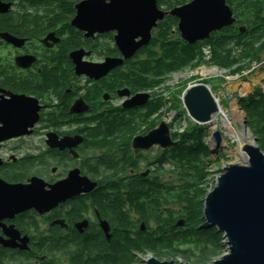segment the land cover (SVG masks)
I'll return each mask as SVG.
<instances>
[{
	"label": "flooded vegetation",
	"instance_id": "1",
	"mask_svg": "<svg viewBox=\"0 0 264 264\" xmlns=\"http://www.w3.org/2000/svg\"><path fill=\"white\" fill-rule=\"evenodd\" d=\"M88 1L92 0H0V106L21 97L28 103L22 110L29 116L36 110L37 115L33 126L25 129L26 134L0 142V180L28 184L33 178L39 179L47 200L42 214L29 210L0 220V248L9 252L3 257L8 264L52 262L53 256L50 260L24 257L31 247L61 248L83 239L92 243L99 237L111 243L116 191L125 195L129 183L175 180L167 158L173 148L132 147L134 138L156 129L155 115L146 125L131 126L121 134L117 131L104 141L100 140L104 134L96 139L92 132L100 120L137 117L149 107L155 110L159 93L157 89L144 92L128 88V80L113 77L118 70H126L127 62L136 54L97 79L76 73L77 64L93 67L122 58L114 41L115 32L90 35L73 25L77 7ZM159 1V11L174 9L159 5ZM226 3L231 9L239 0ZM231 11L236 21L227 28L244 33L245 25ZM167 17L177 20L165 16L152 30V38ZM138 94L148 95L147 102L126 107ZM170 136L176 142L171 129ZM84 179L87 185L81 184ZM89 185L93 187L87 191ZM128 207L124 210L131 216L129 229L134 232L142 222H137L133 213L128 214ZM22 239H27V250L1 244L13 241L20 246Z\"/></svg>",
	"mask_w": 264,
	"mask_h": 264
},
{
	"label": "trees",
	"instance_id": "2",
	"mask_svg": "<svg viewBox=\"0 0 264 264\" xmlns=\"http://www.w3.org/2000/svg\"><path fill=\"white\" fill-rule=\"evenodd\" d=\"M187 2L189 0H160L159 5L171 9ZM231 9L245 25L244 33L227 28L203 42L188 45L180 38L177 20L167 17L159 23L150 44L127 62L126 70H118L113 77L120 81L128 80L125 85L128 88L147 92L150 89L159 90L174 74L201 66L215 67L242 77L244 72L250 70L251 64L260 62L264 76V59L261 57L264 54V0H239ZM113 53H116L115 50ZM239 99L248 132L264 152L263 90L256 87ZM157 101L154 103L155 110L149 107L137 117L100 120L92 131L95 138L100 139L102 133L105 137L100 140L104 141L117 131L121 134L131 126L146 125L153 115L155 119H161L167 101L161 93ZM180 113L186 117L185 110ZM203 136L204 126L193 121H188L181 133H173L177 146L167 156L173 165V182L150 180L129 183L127 194L115 192L112 199L114 234L111 243L99 237L98 241L92 243L83 239L73 246L61 248L37 246L31 247L24 257L49 259L53 256L49 259L52 261L50 264H142L137 255L144 253L157 259H180L182 263L191 261L194 264H208L219 257L223 251L221 235L214 228L206 226L202 214L203 199L211 175L209 167L213 164L209 159V149L202 141ZM126 205L129 206L128 214L133 213L137 222H142L144 231H141V225L134 232L130 231L131 216L124 210ZM178 222L183 225L176 226ZM8 253L0 248V264H8L3 262L4 255Z\"/></svg>",
	"mask_w": 264,
	"mask_h": 264
},
{
	"label": "water",
	"instance_id": "3",
	"mask_svg": "<svg viewBox=\"0 0 264 264\" xmlns=\"http://www.w3.org/2000/svg\"><path fill=\"white\" fill-rule=\"evenodd\" d=\"M109 1L106 4L92 0L79 5L73 25L87 30L90 35L115 32L114 41L122 58L108 59L93 67L77 64V74L97 79L121 66L149 44L152 30L167 15L178 20L177 31L188 45L203 42L236 21L226 0H190L167 13L157 9V0ZM147 100L148 95L138 94L128 101L126 107L143 105ZM9 102L8 106H0V123L3 125L0 142L26 134L25 129L37 121L36 110L32 116L22 110L28 104L26 99L13 97ZM182 103L188 117L201 126L208 124L217 111L216 99L204 84L187 87L182 94ZM212 137L219 145L220 134L215 132ZM155 145L161 149L177 146L165 122L145 136L134 138L132 143L136 150H148ZM242 150L248 155V164L228 165L222 169L212 191L203 199V220L206 226L221 235V246L225 247V254L208 264H264V154L256 144L246 145ZM81 184L87 185L88 181L84 179ZM92 187L89 185L87 191ZM46 202L39 179L33 178L28 184H8L0 180V220L11 219L29 210L42 214ZM182 225L178 222L176 226ZM141 231H144L143 225ZM19 241L23 243L20 246L13 241H2L1 244L4 248L27 250V239ZM142 264L175 263L172 260L160 261L151 255Z\"/></svg>",
	"mask_w": 264,
	"mask_h": 264
},
{
	"label": "rangeland",
	"instance_id": "4",
	"mask_svg": "<svg viewBox=\"0 0 264 264\" xmlns=\"http://www.w3.org/2000/svg\"><path fill=\"white\" fill-rule=\"evenodd\" d=\"M261 57L262 59H264V54H262ZM261 68L262 65L260 62L258 64L253 63L250 65V70L248 72H244V74H242V77L232 75L226 70H219L215 67L209 66H201L200 68H197L195 70H187L170 76L164 83L163 87L158 90V93H161L163 95L164 99L167 101V104L162 111L164 113L162 118L159 120L156 119L155 128H157L161 122H165L168 124V126L170 125L169 130L171 129V132L173 133H181L184 130V128L187 126L188 121H192V119L188 117L187 113L185 118L182 116V113H180L182 112V110H185L182 103V94L187 87L195 84L205 83L204 85H207L210 88L215 99L219 101L221 108L230 118V105L232 102H238L239 106V98L245 97L256 87H261L264 93V85L262 84L264 76L261 72ZM241 112L243 113V111ZM178 113H180V115H177ZM219 119H217L215 122L217 130L211 129V123L202 125L204 126V136L202 138V141L208 147L210 152L209 159L213 162V164L209 167L211 175L209 176L207 188L208 190L206 194L212 191L213 187L216 184V179L221 174L222 169L226 168L228 165H245L244 163L239 162L235 155L232 154V152L236 148V142L234 138L226 134L227 131L224 128L223 121L222 119L218 121ZM244 119L243 123H245ZM233 128L234 130H237H235L236 132L241 131L240 126L236 123L233 124ZM215 132H218L220 134L221 140L219 145H216L215 143L216 148L212 149L210 140L212 139L214 141L212 136ZM250 138L254 142V139L251 135ZM262 153L264 154V152ZM211 179L213 180L212 182ZM222 250L223 251L220 256L225 254L224 246H222ZM149 256H151V254L144 253L141 255H137V258L140 262H143ZM158 260H172L174 263L175 261L177 262L175 264H182V260L180 259L173 260L168 258H159ZM187 263L194 264L191 261H188Z\"/></svg>",
	"mask_w": 264,
	"mask_h": 264
},
{
	"label": "bare ground",
	"instance_id": "5",
	"mask_svg": "<svg viewBox=\"0 0 264 264\" xmlns=\"http://www.w3.org/2000/svg\"><path fill=\"white\" fill-rule=\"evenodd\" d=\"M232 32V31H231ZM245 99V98H244ZM158 102V101H157ZM216 107L217 111L212 115L211 121V129L212 130H217V126L215 124L216 120L221 118L224 124V128L226 129V134L234 138L236 142V148L232 152L233 155L237 158V160L241 163H244L245 165L248 164V155L247 153L242 150V148L246 145L248 146H255L254 142L250 138V133L246 130L245 125L243 123L244 115L241 112L238 102L234 101L230 105V112L231 116L225 114L223 109L221 108L219 101L216 100ZM219 119L218 121H220ZM236 123L240 126V132H236L233 128V124ZM211 148L215 149L216 145L215 142L211 139L210 140Z\"/></svg>",
	"mask_w": 264,
	"mask_h": 264
},
{
	"label": "built area",
	"instance_id": "6",
	"mask_svg": "<svg viewBox=\"0 0 264 264\" xmlns=\"http://www.w3.org/2000/svg\"><path fill=\"white\" fill-rule=\"evenodd\" d=\"M253 66V65H252ZM244 74V73H243Z\"/></svg>",
	"mask_w": 264,
	"mask_h": 264
}]
</instances>
